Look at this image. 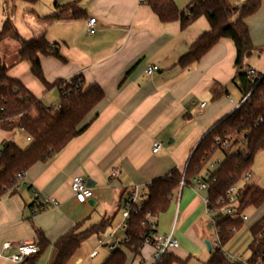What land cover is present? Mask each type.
<instances>
[{"label":"crops","instance_id":"1","mask_svg":"<svg viewBox=\"0 0 264 264\" xmlns=\"http://www.w3.org/2000/svg\"><path fill=\"white\" fill-rule=\"evenodd\" d=\"M8 1L0 0V30L9 16ZM74 1L85 12L83 18L68 16L46 25L43 19L56 14L57 5ZM235 2L243 4L244 0ZM176 3L183 9L186 0ZM12 5V20L20 35L31 39L46 28L47 40L56 45L64 59L41 58L49 83L83 75L87 86L99 85L105 96L84 120L83 126H89L80 136L53 159L32 166L18 185L1 198L0 264H22L12 259L19 244L36 245L38 230L54 243L76 224L88 221L92 211L105 208L107 198L105 219L113 223L131 189H144L174 170L185 172L192 151L204 135L244 100L233 82L237 73L236 48L231 40L222 39L190 68L177 65L191 44L210 29L206 18L186 29L179 22L164 24L145 0H53L49 4L18 0ZM90 18L98 21L93 35L86 31ZM247 24L252 39H258L264 30V2ZM19 51L20 45L12 40L0 45L8 76L22 82L44 104L59 106L60 90L46 89L33 75L29 62H18ZM246 64L263 74V53L258 57L253 54ZM150 66L159 70L148 75ZM216 84L226 86L228 96L214 100L212 88ZM18 135L25 136L30 145L28 136L19 128L0 129V153L8 142L27 148L17 142ZM168 139L166 147L162 140ZM154 142L162 145L156 154ZM251 174L255 178V173ZM75 176L94 184V197L87 204L74 198L71 181ZM206 197L207 191L184 187L169 209L157 217V233L168 235L174 230L179 243L171 252L179 260L173 264H205L212 256L213 250L205 255L211 225ZM49 200L58 201L59 206L48 205L34 213L40 202ZM262 219L264 212L256 215L254 224ZM6 243L12 246L5 249ZM142 259H130L127 264L151 263L153 250L146 247Z\"/></svg>","mask_w":264,"mask_h":264},{"label":"trees","instance_id":"2","mask_svg":"<svg viewBox=\"0 0 264 264\" xmlns=\"http://www.w3.org/2000/svg\"><path fill=\"white\" fill-rule=\"evenodd\" d=\"M15 1L18 0H10L12 4ZM21 1L30 4L38 2ZM263 2L245 0L243 4H238L233 0H188L185 8L181 9L176 0H145L164 24L179 22L181 28L186 29L200 18L207 19L210 29L199 36L179 59L177 65L182 68H190L200 62L222 39L231 40L236 48L237 73L233 82L247 99L204 135L192 151L185 172L174 170L144 188L147 200L135 206L128 221L125 239L111 251L103 264H127L130 259L143 260V250L148 247L145 245V237L151 234L148 215L158 217L165 213L181 189L192 187L195 179L205 180L200 175L220 151L225 159L219 163L218 168L208 173L210 177L206 180L211 208H222L221 199L225 198L230 188L239 187L241 183L239 189L242 194L234 218L218 216L216 226L220 245L213 246L212 256L205 264H245L243 261L229 259L223 248L247 222L243 219L247 216L246 211L264 205V189L243 179L244 174L250 171L255 156L264 150V76L256 71L255 75H251L249 72L253 69L246 64L256 52L247 19L260 10ZM12 7L8 9L9 16L0 30V45L6 40L17 42L20 45L18 62H29L33 75L46 89L57 87L61 101L57 107L46 106L22 82L8 76L9 68L0 57V129L17 127L31 138L30 145L25 149L14 142L3 144L0 153V200L18 185L32 166L53 159L80 136L89 126H83L84 120L105 96L99 85L87 86L83 75L70 81L49 83L42 70L41 58L64 59L56 45L47 40L46 28L31 39L23 38L11 18ZM56 8V14L43 19L46 25L68 16H85L77 1L57 5ZM212 94L213 99L218 100L228 96V88L216 84ZM233 145L237 148L235 152L230 151ZM83 226L84 222L76 224L54 243L48 240L43 231L38 230L35 250L22 264H35L49 247L53 249L50 264H71L72 257L83 243L93 235L104 233L112 226V220L103 219L88 229H83ZM263 228L264 219L251 226L253 241L249 246V264H259L264 260ZM171 252L163 256L158 264L177 262L178 259Z\"/></svg>","mask_w":264,"mask_h":264},{"label":"rangeland","instance_id":"3","mask_svg":"<svg viewBox=\"0 0 264 264\" xmlns=\"http://www.w3.org/2000/svg\"><path fill=\"white\" fill-rule=\"evenodd\" d=\"M43 3L49 4L52 3L53 0H42ZM245 2V0H244ZM188 1L186 0V3H184L182 8H185ZM8 5L11 8L13 5L8 1ZM18 5H21L20 2H18ZM12 7L11 12V18L13 19L15 16V10ZM14 10V11H13ZM237 18V15L234 17V20ZM205 20V18H203ZM14 20V19H13ZM22 23V22H21ZM20 23V24H21ZM198 23H202L198 22ZM22 25V24H21ZM2 29V28H1ZM204 33V32H203ZM202 33V34H203ZM201 34V35H202ZM258 39L253 40L254 48L256 49V52H254L255 55L260 56L261 53L264 55V30L259 32V35L257 37ZM46 106L51 107V103L46 102ZM17 142L25 145L28 147L29 143L26 142L25 136L18 135ZM166 147L169 144L168 140H162ZM237 150L236 146H231V152H235ZM225 159V155L220 151L215 154V156L212 158V160L207 164L206 168L203 170L202 174L200 175V178L202 176H205L208 172L214 171L216 168H218L219 163H221ZM251 172L255 173V178L251 177L248 181L249 184H256L262 189H264V150L260 153H258L253 161V164L251 166ZM194 187L196 188V184L193 183ZM242 186V183L239 184V187ZM261 210L258 211V209L250 208L246 211V215L249 216L251 219L250 221L245 222L241 230H239L234 238L223 248V252L227 256H233L237 259H239V262H246L251 257V252L249 250V246L253 241V235L251 233V226L254 224L255 221H253L254 218H256V215L264 212V205L259 208ZM261 211V212H260ZM122 213L123 211H119L116 213L114 222L112 223V226L106 229L104 233H101L100 235H93L88 240H86L81 248L75 253V255L71 259V264H76L78 259L81 258L83 260V264H103L111 255V249L110 245H114L116 242V238L118 242H121L125 239V230L121 229L122 225ZM108 217V198L106 199V207L105 208H97L94 211L90 213L88 221L84 223L85 226H83V229H88L91 226L98 224L100 221L105 219V217ZM210 220V217L208 221ZM113 233H116V237L114 238ZM207 241H209L213 246H215V243L217 242V237L214 228L210 225L207 229ZM206 253L205 255L209 254V251L206 247ZM94 252H97V255L95 257H92V254ZM53 254V249L49 247L44 251V253L39 257L37 262L35 264H50L51 258ZM136 264V263H135Z\"/></svg>","mask_w":264,"mask_h":264},{"label":"built area","instance_id":"4","mask_svg":"<svg viewBox=\"0 0 264 264\" xmlns=\"http://www.w3.org/2000/svg\"><path fill=\"white\" fill-rule=\"evenodd\" d=\"M237 1V0H233ZM98 21L96 18H90L86 25V31L88 34H95L97 30ZM159 68L157 66H150L148 67L146 73L148 75H152L155 72H157ZM251 75H255V71L251 70L249 72ZM264 76V73L262 74ZM247 99V96L244 98L243 102ZM205 104L201 105L203 108ZM28 141H31V138L28 137ZM162 149V145L159 142L153 143V153H159ZM118 175V171L114 174V176ZM209 174H206L204 176L205 180L202 179H195L194 183L196 184L195 190L197 192L206 191L208 188L207 181L209 180ZM252 177L251 171H247L243 179L245 181H249ZM71 189L74 195L75 200L80 204H87L93 197L94 192L92 187H90L87 184V181L81 177V176H75L72 178L71 181ZM146 190L141 189L139 187H134L131 189L130 195L128 196V199L126 203L122 207V216H123V223L121 225V229L127 230L128 227V221L131 216V212L135 208L136 205H141L143 202L147 200ZM242 192L239 189L238 186H233L230 188L225 196V198L221 199V203L223 204L222 208L218 210H214L210 206V201L206 197L204 199V203L206 206V211L208 216L210 217V224L214 228L217 242L215 243V246H219V238H218V230H217V218L219 215L223 217H232L234 218L236 216V210L239 206V198L241 196ZM48 205H51L52 207L56 208L59 206V202L56 200H49L47 202H40L37 205V208L34 210V213L43 211L47 208ZM244 221H248V216L243 217ZM148 224L151 228V234L148 237H145V245L148 247L153 248V260L151 263L141 262L140 264H158L159 261L162 259L163 256L170 253L173 249H176L179 247V243L174 237V230L169 233L168 235H160L157 233V216L155 215H148ZM262 235L264 234V228L262 230ZM260 234V236H261ZM114 238L116 237V233H113ZM120 242H118L116 238V242L114 245H110L111 251H114ZM11 243H6L4 245L5 249H9L11 247ZM35 250V245L33 243L23 242L19 244L18 246V252L16 255L13 256V261L22 263L28 256H30ZM97 255V252H94L92 254V257H95ZM226 255V254H225ZM227 256V255H226ZM229 259L233 261H238L239 259L233 257V256H227ZM244 262V261H243ZM245 264H249L247 261L244 262ZM76 264H83V260H78ZM259 264H264V260H261Z\"/></svg>","mask_w":264,"mask_h":264},{"label":"water","instance_id":"5","mask_svg":"<svg viewBox=\"0 0 264 264\" xmlns=\"http://www.w3.org/2000/svg\"><path fill=\"white\" fill-rule=\"evenodd\" d=\"M87 184H88L90 187L94 185L93 183H91L90 180H87ZM206 245H207V248H208L209 251H212V250H213V246L211 245V243H210L209 241L206 242Z\"/></svg>","mask_w":264,"mask_h":264}]
</instances>
